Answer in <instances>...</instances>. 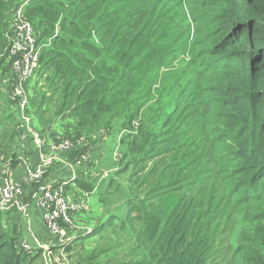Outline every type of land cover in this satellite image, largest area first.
<instances>
[{
  "label": "trees",
  "instance_id": "1",
  "mask_svg": "<svg viewBox=\"0 0 264 264\" xmlns=\"http://www.w3.org/2000/svg\"><path fill=\"white\" fill-rule=\"evenodd\" d=\"M26 1L37 44H47L27 84L34 129L46 140H92L68 153L74 163L88 151L100 156L99 130L119 137L120 167L99 185L106 209L82 236L111 240L105 250L90 244L81 264H264V0ZM15 2L0 0V78L11 71ZM8 117L0 112V121ZM19 123L11 142L22 135ZM6 145L0 156L15 167L21 153L10 156ZM149 159L148 175H125ZM61 168L46 179L61 182ZM82 168L66 187L93 193L98 178L90 180L92 165ZM193 181L190 196L179 192ZM221 188L257 208L249 220L222 215ZM84 214L75 224L86 223ZM21 217L0 211V264L41 257L20 246Z\"/></svg>",
  "mask_w": 264,
  "mask_h": 264
},
{
  "label": "built area",
  "instance_id": "2",
  "mask_svg": "<svg viewBox=\"0 0 264 264\" xmlns=\"http://www.w3.org/2000/svg\"><path fill=\"white\" fill-rule=\"evenodd\" d=\"M25 5L18 7L12 15L11 25L7 32L8 48L12 57L11 71L8 73V84L10 87V97L22 113L24 122L30 128L31 119L26 114L30 102L27 84L34 76L40 62L41 47L37 44L36 34L30 21L25 16ZM32 131V139L37 150V161L33 162L31 157L19 156V164L24 172L16 179L13 174V159L3 158L0 168V211L6 212L16 210L22 218L27 219V228L30 231L31 206L34 203L41 213L45 227L51 233L53 242L49 245L41 244L37 239L38 248L43 249L40 259L43 264H71L69 248L74 245L76 236L70 233L76 224L74 216L83 210L82 201H74L68 198L65 193V184L46 179L48 170L54 163H61V167H67L68 171H75L76 167H86L92 160L88 152L77 158V163H69L61 154L73 151L76 146L90 144V139L81 137L80 139L66 138L62 134L56 133L49 137L47 142L41 133ZM105 132V130H102ZM27 140V136L23 135ZM45 146L48 152H45ZM99 162V161H98ZM87 168V167H86ZM78 172V171H77ZM107 174L104 172V175ZM73 175L71 181L77 179ZM31 194L26 187H33ZM27 196L30 198L27 200ZM92 231V228H90ZM87 232V233H88ZM85 233H82L84 235ZM21 247L29 254L36 253L35 247L30 245L28 240L21 242Z\"/></svg>",
  "mask_w": 264,
  "mask_h": 264
},
{
  "label": "rangeland",
  "instance_id": "3",
  "mask_svg": "<svg viewBox=\"0 0 264 264\" xmlns=\"http://www.w3.org/2000/svg\"><path fill=\"white\" fill-rule=\"evenodd\" d=\"M26 0H22L21 4H18V2H15L12 5V10L10 13V17H12L13 12L20 6L25 5ZM37 37V35H36ZM38 40V37H37ZM45 41V40H44ZM53 41V40H52ZM38 46L41 47L42 50V54H44V47L47 46V44H44L42 42H38ZM8 46V44H7ZM42 54L40 52V55L42 57ZM41 61V58H40ZM42 64V61H41ZM39 62V65H41ZM7 74V73H6ZM48 75H46L42 81H45V79L47 78ZM8 77V74H7ZM30 81V80H29ZM5 83H7L5 81ZM43 84V82L41 83ZM46 87V86H45ZM10 90V89H9ZM11 92V90H10ZM7 99L5 93L1 90L0 88V106H4V99ZM13 103V102H12ZM9 110V111H8ZM6 114H11L10 115V119L12 121V123L14 124L15 122H17L18 120L20 121L19 123V128L21 129V133L22 135H20V138L16 137V141H20L21 145H25L27 143V141H33L32 139V131H38L39 133H41L42 135H44L43 130L42 129H34V126L32 125V120L30 125V128L28 127V125L24 122L23 118H22V113L20 111V109L17 106H8L7 109L3 110ZM2 112V111H1ZM27 114V112H26ZM28 115V114H27ZM31 118L30 115H28ZM12 124V126L14 127V125ZM3 122L0 121V142H4L3 137L5 138L6 135L4 136V126H3ZM98 131V130H97ZM105 132H102V130H99L95 137H94V141L99 139L100 134H103L102 138L104 139V142L102 144V151L100 156H98L96 153H91L88 151V154L90 155V159L92 160V162L90 164H87L86 167H90L92 165V170H90V180L92 181V177H97V181H96V191L92 192H85V191H81L79 190L78 193L73 192L74 190H70L68 189L66 186L67 184H70L72 176L76 175L79 176L80 174L76 171H67L68 175L64 177H62V181L61 183L65 184V193L68 196L69 199L74 200V201H82L84 208L83 210H81L80 212L76 213L74 217H80L82 216L85 212V224H76V226L70 230V233H72V235H78L80 234V236H76L75 240L73 241V243H75L74 245L70 246L69 248V252H70V257H71V264H81V257L85 256V253L87 250L91 249L92 247L90 246V244H94V247L96 245L97 242L102 243V248L100 250H105L106 248H108V244L110 242L111 239L105 238V237H98L96 240H92L91 243L86 242L85 239H82V236L84 235H89L93 232V230L95 229L92 225H94L96 222L95 219H97L98 217H100L101 215H103L104 211H105V204L103 205H99V200L101 199V193H103L104 191H99L101 189V184L109 179L111 176V174L114 172H116V170L118 169V167H120V165L115 166L116 163H118L119 161H121L122 159V154L119 155L118 153V141L114 142L115 140H118V136L115 135V133H107L104 134ZM26 135L27 136V140L23 139L22 136ZM94 135V134H93ZM84 137V136H81ZM81 137H77L74 139H80ZM45 141L49 142L50 139H47L44 137ZM11 142V141H10ZM33 143V142H32ZM98 141L94 144L97 145ZM81 146L84 145H80V146H76V148L74 150H76L77 148H80ZM73 150V151H74ZM72 152V151H71ZM68 153H64L61 154V156H63L69 163H74L70 160V158L68 157ZM76 160V159H75ZM99 161V162H98ZM99 163V164H98ZM156 163L153 162V160L149 159L148 161H146V163H140L136 168L133 169L134 174H132V170L128 171L125 175L126 176H131L134 178H138V177H142L144 175H148L150 173V171L154 168V165ZM61 163H54L51 168H56V170H62L61 168ZM82 172H88L87 168H82L81 169ZM63 171V170H62ZM104 172H106L107 174L104 175ZM93 175V176H92ZM125 176V177H126ZM70 178V179H69ZM69 179V180H67ZM53 181H58V179H52ZM120 181V180H119ZM123 182L117 183L115 184L116 186L118 185H122ZM101 187H100V186ZM198 184L196 182H190L189 184H185L184 186H181L179 188V192L183 195H187L190 196V190H192V188L196 187ZM144 189V188H143ZM108 194H110V191H106ZM220 195H221V207H222V215H226V216H230L233 219L232 224H236L237 219L239 217H244L245 220H249L251 218V215H253V213L257 210V208L255 207H250L251 205H240L237 198H230L229 194L227 193V190H225L224 188H221L220 190ZM225 195V197L223 196ZM194 195H191V197H193ZM110 200H113V198L111 197H107ZM260 206H264V204L260 205ZM35 208V204L33 203L31 206V209ZM39 212V211H38ZM97 212V213H95ZM7 214V211L5 212ZM18 213V212H17ZM39 217L42 219L41 214L39 212ZM96 215V216H94ZM32 211H31V218H32ZM20 223L21 226L23 227V233L24 235H27V231H26V223H27V219L26 218H20ZM237 226H240V224H237ZM33 227V225H32ZM90 228H92V231ZM88 232V233H87ZM82 233H85L84 235H82ZM219 245L215 246L216 248H219ZM86 250V251H85ZM221 255V257L223 259H227L228 255H226L225 253H218ZM217 254V255H218ZM215 256V255H213ZM37 264H43L42 260H39V262H37Z\"/></svg>",
  "mask_w": 264,
  "mask_h": 264
},
{
  "label": "crops",
  "instance_id": "4",
  "mask_svg": "<svg viewBox=\"0 0 264 264\" xmlns=\"http://www.w3.org/2000/svg\"><path fill=\"white\" fill-rule=\"evenodd\" d=\"M2 75H3V77L0 78V80H1L0 88L5 93V95H6L7 99H8V98H11L10 95H9V90L7 89V87H8V85H7L8 84V82H7L8 78H7V74L6 73H4ZM5 81L7 83H5ZM6 101L7 100L4 99V102L5 103H6ZM4 109H7V106L6 105L0 106V112L2 110H4ZM8 115H9V117L6 118V120L3 122V124H4L3 125L4 126V136L6 135V137L5 138L3 137V139H4V142L7 144L6 146L12 148V150H13L12 152L9 153V155L11 156V155H13L14 152H17V153H21V156H25V157H28L29 156V157H31V159H32L33 162L37 161V155H35L36 146L34 145V142L33 141H32L33 143L31 141H27V143L25 145H23V146L21 145V142L19 140L16 141V142H10L9 141L10 140L12 126H11V123H10V115L11 114L8 113ZM48 139H49V137H48ZM0 141H2V140H0ZM4 142H0V144L1 143H4ZM30 152L31 153L33 152V153L30 155L29 154ZM36 154H37V152H36ZM26 155H28V156H26ZM3 158L6 159L7 157L4 156L3 154H1V156H0V168H1V165H2ZM19 163L17 164V166L14 167V170H13V174H14V177L16 179H19V177H21V175L24 172L23 167ZM55 172H56V170H55ZM56 173H60V170L59 171L57 170ZM54 179H56V178H54ZM31 211H32V216H33L31 218V222L29 224L31 233L28 231L27 223H26V231H27L28 234L27 235H24V233L22 232L20 246H21L22 240L26 239V240H28V242L30 243V245H32L33 247H35L34 250H37L38 253L41 251V253H42V250L43 249L38 248L36 239L41 244H44V245H49L51 242H53V239L51 237V233L45 227V225L43 223V220H41V218L39 217L40 216L39 215V212H38L39 210L36 208V206H35L34 209H31ZM32 225H33V227H32ZM39 260H41V259L39 258ZM39 260L37 262H39ZM37 262H36V264H37Z\"/></svg>",
  "mask_w": 264,
  "mask_h": 264
},
{
  "label": "clouds",
  "instance_id": "5",
  "mask_svg": "<svg viewBox=\"0 0 264 264\" xmlns=\"http://www.w3.org/2000/svg\"><path fill=\"white\" fill-rule=\"evenodd\" d=\"M26 6H27V5H26ZM26 6H25V7H26ZM6 73L8 74V73H9V71H7ZM7 78H8V77H7ZM7 81H8V80H7Z\"/></svg>",
  "mask_w": 264,
  "mask_h": 264
}]
</instances>
